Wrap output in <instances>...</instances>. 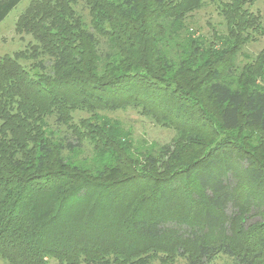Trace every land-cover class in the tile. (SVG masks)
<instances>
[{
	"label": "trees",
	"instance_id": "16d2710c",
	"mask_svg": "<svg viewBox=\"0 0 264 264\" xmlns=\"http://www.w3.org/2000/svg\"><path fill=\"white\" fill-rule=\"evenodd\" d=\"M21 1L0 0V23ZM256 1L83 0L88 23L80 0L31 1L16 31L33 40L0 58V258L264 264V49L239 59L264 37ZM208 4L226 30L197 34ZM130 107L175 142L140 145L106 113ZM192 121L211 136L177 157Z\"/></svg>",
	"mask_w": 264,
	"mask_h": 264
},
{
	"label": "rangeland",
	"instance_id": "374dc122",
	"mask_svg": "<svg viewBox=\"0 0 264 264\" xmlns=\"http://www.w3.org/2000/svg\"><path fill=\"white\" fill-rule=\"evenodd\" d=\"M32 0H22L0 23V58L7 55L14 56V54L20 50L26 49L27 44L33 40L30 34H20L16 31V22L19 16L25 11ZM83 0H80V4L76 5V11L79 14L82 11L84 18L82 21L89 22L90 16H88L87 9L83 8ZM253 9L259 11L263 16L264 21V0H257L254 4ZM81 14V13H80ZM76 16V15H75ZM193 29L197 30V34L211 35L214 29L219 31H225V21L223 17L219 14L214 4L205 5L200 10L193 13V18L190 20ZM193 21V22H192ZM264 49V37L259 40L252 41L248 44L244 53L239 57L240 64L244 65L251 61V58L257 56ZM47 56H39L37 58L25 59L22 63L33 73L40 74L45 73V71L40 68L39 64L47 61ZM261 83L264 84V78L260 79ZM210 110H214L212 106L209 107ZM209 110V111H210ZM112 117L120 119L122 126L126 129L131 136H133L140 145H146L151 147L156 151H159L160 147L165 144H171L176 136V131L173 128H168L148 115H144L136 108L120 109L117 111H106ZM84 112H78L77 116H86ZM196 122L192 121L190 123V128L186 131L184 136L179 140L177 144L173 145V150L176 151V156L188 158L190 151H199V143L191 145L189 139L192 136L197 135L203 137L204 139L211 136L207 127L201 128L196 127ZM205 124V122H203ZM256 134V133H255ZM173 144V143H172ZM205 146V145H204ZM146 148V147H145ZM202 148V147H201ZM87 151L85 153L76 151L69 154V159L76 163L81 161L86 162ZM181 158V157H180ZM185 160V159H184ZM183 160V161H184ZM232 215V214H231ZM230 215V216H231ZM231 259L227 256H221L215 262V264H230ZM0 264H8L5 260L0 258Z\"/></svg>",
	"mask_w": 264,
	"mask_h": 264
}]
</instances>
